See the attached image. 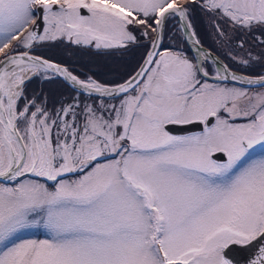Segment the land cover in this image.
I'll use <instances>...</instances> for the list:
<instances>
[{
  "label": "snow or ice",
  "instance_id": "1",
  "mask_svg": "<svg viewBox=\"0 0 264 264\" xmlns=\"http://www.w3.org/2000/svg\"><path fill=\"white\" fill-rule=\"evenodd\" d=\"M201 6L264 31V0ZM188 13V0H0V179L14 182L0 183V264H231L230 246L264 241V93L208 82L264 88V76L227 66L213 76L203 49L196 63L155 51L166 21ZM130 25L144 27L153 51L113 88L14 54L58 35L97 49L136 43ZM49 70L89 95H126L107 118L85 106L82 125L78 105L50 114L25 100L20 108L26 74ZM194 123L202 131L193 135L168 129ZM36 228L49 238L16 239ZM250 264H264V247Z\"/></svg>",
  "mask_w": 264,
  "mask_h": 264
},
{
  "label": "flooded vegetation",
  "instance_id": "2",
  "mask_svg": "<svg viewBox=\"0 0 264 264\" xmlns=\"http://www.w3.org/2000/svg\"><path fill=\"white\" fill-rule=\"evenodd\" d=\"M217 11L219 12V10ZM232 25L233 24L229 22H226L224 25H217L213 23L209 26V30L211 31L212 34H214L213 33V30H214L215 32H220L221 35H225L224 32L229 33L231 32L232 29H235V28L238 30H244V31L247 30V28L242 25L237 24V27L235 28H233ZM251 29L253 30L254 36L256 37H261L263 35L262 33H264V31L261 30L260 26L254 25ZM192 32L196 38L197 34L194 32L193 28H192ZM200 45L203 46L202 44ZM203 47L214 54V52L210 50L209 48H207L206 46H203ZM21 49L22 51H28L29 53L33 54V52H31L33 48L32 49L21 48ZM17 52H20V51L18 50ZM214 55L225 66H227L230 71L235 72V73H240L243 75H249L245 72L250 71L251 69L261 70V65L263 64L261 63V61H258V58H256V56L254 55L252 56L243 55V54L242 55H231L228 53H225L223 55H216V54ZM3 56H0V60L3 59L2 58ZM187 57L190 62L195 63L191 54L190 56H187ZM233 57H235V59H233ZM43 59H46L48 61H51V62H54L56 64L66 67L69 70V72L77 76L78 79H81V78L84 79L85 77H91L97 80L98 82H100V84L103 83V85H114V84L124 81L129 76H131L133 72L137 69V67L139 66L143 58H138V60L135 61L134 66H133V62L135 58H62L63 59L62 61H57L51 58H43ZM240 60H247L248 62L247 64L239 63L238 61ZM207 63L210 66L212 75L214 76L216 71L213 65L210 62H207ZM104 78L111 79V81H107V82L101 81ZM208 82L213 83V84L232 85V84H227V83H216V82H210V81ZM54 84L57 87L58 91L56 94L55 93L53 94V97H50L48 94L44 93L43 88L45 86L54 85ZM244 89H247V88H244ZM248 90H251V89H248ZM25 91H28L27 95L24 94L26 96L27 101L34 100L36 104L37 102L42 101L41 107L47 109V111L50 114L59 112L62 107H66L68 104H73L74 106L78 105V107L80 106V108H83V109L85 108V106H90L93 109H97L98 110L97 113H98L100 106L103 104H106L107 107H105V109L107 111V114L110 115L112 106H115L121 103L122 99L126 95V94H123L117 98H112V99H99V98L85 96V95L72 91L62 81H60L58 78H56L55 76H53L52 74L48 72L47 73L41 72L35 75H33L32 73H29L26 76L25 83L23 85V92ZM66 96H69V98L66 99ZM118 98H122V99L118 101L116 104H114V100ZM19 103H22V105H24L25 99H21ZM236 122L242 123L244 121L238 120ZM80 123L82 125L83 118L82 119L80 118ZM201 131H202V128L201 130L197 132L190 133L187 135H193ZM11 183L12 182L9 181L8 184H11Z\"/></svg>",
  "mask_w": 264,
  "mask_h": 264
},
{
  "label": "trees",
  "instance_id": "3",
  "mask_svg": "<svg viewBox=\"0 0 264 264\" xmlns=\"http://www.w3.org/2000/svg\"><path fill=\"white\" fill-rule=\"evenodd\" d=\"M188 2L189 13L187 21L194 29V32L197 34L196 38L200 44L212 50L216 55H223L225 53L231 55H254L256 56V58H258V61H261V63H263L261 65V70L251 69L250 71H247L245 73L249 74V76H258L264 74V33H262L263 35L261 37H256L254 36L252 29L247 28L246 31L236 29L235 27H237V24L229 20V18H226L225 16L221 15L218 11L212 12L202 7V0H195V2H193V0H188ZM174 20L175 19H172L171 21L173 22V24L176 23V21ZM166 22L168 23L169 20ZM226 22L232 23V26L235 29H232L229 33L224 32L225 35H221L220 32H215L213 28L212 30L214 34H212L209 30V26L213 23L217 25H224ZM167 23H165L166 26L163 31L162 40L166 37L167 31L170 30L167 26ZM130 26L132 30H144V27L142 25ZM177 38L178 41L181 42V44L183 45L184 54L190 56L189 51L185 47L183 41L180 39V36H178V34ZM141 41L146 44L148 42V39L143 38V36H141ZM62 42L63 41L61 39H58L57 42L54 43L42 42L39 44V46H35L36 48H34L33 46L31 52L43 58H57L53 54H57L59 55L58 58H61L62 53H71L72 56H75L77 58H108V56L110 55H112L111 57L124 58V55L127 53V51L133 47L130 43L126 46V48L122 50V52H119L117 48L93 49L88 48L83 44L76 45L70 44L69 42ZM241 43H243V48L240 47ZM105 54L107 55L105 56Z\"/></svg>",
  "mask_w": 264,
  "mask_h": 264
},
{
  "label": "water",
  "instance_id": "4",
  "mask_svg": "<svg viewBox=\"0 0 264 264\" xmlns=\"http://www.w3.org/2000/svg\"><path fill=\"white\" fill-rule=\"evenodd\" d=\"M82 14H87L86 10H82ZM174 18H175V21L177 23V27H178L179 33L181 35V38H182L186 48L188 49V51L192 55V57L194 59V62L196 63L197 60L203 59V56L201 55L200 51H198V49H203V51L205 53L210 54V56L212 58H214V59H209L208 62H210L213 65L215 71H217L218 68L220 70H222V66H225V65L213 53H211L209 50H207L206 48L201 46L199 43L198 44L195 43V41H197V40H196L195 36L193 35V32L190 29V27H188L187 30L185 29V27L183 25L185 23L189 24L188 21L187 20L186 21H181L179 17H174ZM37 23L41 25L37 29L38 34H39L43 24L39 20L37 21ZM35 27H36L35 25H31L30 31H32L33 28H35ZM156 37H157V33H154L152 39L156 40ZM161 41H162V38L159 39V41L157 42L158 46L155 49V51H157V52H158V50L160 48ZM149 51H153L151 43L149 44V47H148V49H147V51H146L141 63L139 64V66L133 72V74L131 76H129L127 79H125L124 81H122L120 83H117V84H114V85H105V86L108 87V88H113L116 85L122 84L125 81L129 80L132 76L136 75V73L140 71L141 65L144 64V61L146 60L147 54H148ZM19 53H21V52H16L14 54L18 55ZM29 54L33 55V56H38V55L31 54V53H29ZM39 57H41V56H39ZM2 58L4 59V56ZM41 58L43 59V57H41ZM3 59H1V60H3ZM49 62L53 63V64H56V63L51 62V61H49ZM57 65H59V64H57ZM59 66L64 67L62 65H59ZM48 73H50L53 76H55L56 78H58L60 81H62L72 91H74L76 93H79V94H82V95H85V96L99 98V99H112V98H117V97L123 95V93H115V94H112V95H99V94L93 93V94L89 95V93L86 90L80 88L77 85H74L71 81L66 80L63 76H60L59 74H55L51 70H49ZM230 73H234L237 76L245 77V78H251V79H259L260 77L264 76V74L258 75V76H249V75H243V74H240V73H235V72H232V71H230ZM208 81L216 82V83L232 84V85H235V86H238V87H241V88H247V89L260 88L258 85L257 86H251V85H248L247 83H245L243 81H234L230 77H229L228 80H217V79H211L210 78ZM201 128L202 127L199 124H196V123L189 124V125H169L168 126V129L174 135H187V134H190V133L197 132V131L201 130ZM0 183H9V181L0 179ZM260 247H264V241L253 242L252 244L246 245V246L232 245L226 251L228 253V259L231 261V264H250V261L252 259H255L256 256L258 255Z\"/></svg>",
  "mask_w": 264,
  "mask_h": 264
},
{
  "label": "rangeland",
  "instance_id": "5",
  "mask_svg": "<svg viewBox=\"0 0 264 264\" xmlns=\"http://www.w3.org/2000/svg\"><path fill=\"white\" fill-rule=\"evenodd\" d=\"M220 12V14L221 15H223L222 14V12L221 11H219ZM86 15V14H85ZM224 16V15H223ZM226 17V16H225ZM226 18H228V17H226ZM172 19H175L174 17H172V18H170L169 19V22L167 23V26H168V28L170 29L169 31H167V33H166V37L161 41V45H160V48H159V50H158V52H160L161 54L163 53V52H165V51H169V52H174V53H178V54H180L182 57H184V58H187L188 59V57H187V55L186 54H184V51H183V45L181 44V42H179L178 41V38H177V34H178V36H180L179 35V32H178V29H177V25H175V24H173V22H171L172 21ZM230 19V18H229ZM175 21V20H174ZM189 23V22H188ZM188 25H190V24H188ZM165 26H166V24H165ZM30 28H31V25L29 26V29H28V31H30ZM190 29L192 30V28H191V26H190ZM175 30H177V31H175ZM129 31H131L136 37H137V42L136 43H131L132 44V48H130L128 51H127V53L124 55V58H135V60H134V62H133V66H134V64H135V61H137L138 60V58H143L144 57V55H145V53H146V51H147V49H148V47H149V44H150V42L148 41L146 44L143 42V41H141V36H142V32L144 31V30H141V29H134V30H132V28H131V26H129ZM44 34V32H43V25H42V28H41V30H40V33H39V35H43ZM27 35V32L26 33H24L22 36H21V39H24V37ZM153 35H154V32L153 33H151V36H152V38H153ZM140 38V39H139ZM144 38V37H143ZM58 39H61L63 42H69L70 44H75V43H73L72 42V40H69L68 39V37L66 36V35H58L57 36V38L56 39H54V40H44V41H40V40H36V41H33V46H34V48H36L35 46H39V44L40 43H42V42H46V43H54V42H57V40ZM75 39V37H73V40ZM180 39H181V37H180ZM62 42V43H63ZM17 42L16 41H13L12 42V44L13 45H15ZM128 44H130V43H125V44H123L122 46L121 45H119V44H114V46L113 47H111V48H117V50H119V52H122V50L124 49V48H126V46L128 45ZM147 45V46H146ZM48 46V45H47ZM74 46V45H73ZM85 46H87L88 48H93V49H97L96 47H95V41H93L92 42V44H90V45H85ZM69 47V46H68ZM21 48H24L22 45H21V47L20 48H18L17 50H16V52L19 50V49H21ZM104 47L102 46L101 48H99V49H103ZM111 48H106V49H111ZM116 50V51H117ZM6 52H8L9 50L8 49H6L5 50ZM118 52V53H119ZM54 53H56V52H54ZM35 55V54H34ZM55 57H57V58H51V59H54V60H57V61H62L63 59L62 58H77V57H75V56H72L71 55V53H62V57L61 58H58V56L59 55H57V54H53ZM107 54H105V56H106ZM0 56H3V54H0ZM112 55H110V56H108V58L109 57H111ZM81 58H84V57H81ZM111 58H119V57H111ZM159 57H156V59H158ZM189 60V59H188ZM29 74V73H28ZM28 74H26V76L28 75ZM89 78H91V77H85L84 79H80V80H84V81H87ZM91 79H93V78H91ZM93 80H95V79H93ZM98 80H100V79H98ZM95 81H97V80H95ZM101 81H105V82H107V81H111V79H107V78H104V79H102ZM98 82V81H97ZM98 83H100V82H98ZM103 84V83H102ZM217 85H219V86H221V87H229V88H232V87H235V88H238V89H244V88H239V87H236V86H233V85H221V84H217ZM44 93H46V94H48L50 97H53V94L55 93H57V91H58V89H57V87L55 86V84L54 85H48V86H45L44 88ZM244 90H246L247 91V93H248V95L249 96H255L256 94H261V93H264V88H255V89H251V90H248V89H244ZM27 93H28V91H25V92H23V97L25 98V100H26V96L24 95V94H26L27 95ZM69 98V96H66V99H68ZM122 98H118V99H116V100H114V104H116L118 101H120ZM18 104H19V107L20 108H22L24 105H22V103H19L18 102ZM120 104L121 103H119V104H117V105H115L117 108L120 106ZM41 105H42V101L41 102H37V106H39V107H41ZM70 105H73V104H68L66 107H68V106H70ZM74 106V105H73ZM103 107V108H102ZM105 107H107L106 106V104H103V105H101L100 106V108H99V112L97 113V115H100V114H103L106 118L109 116L108 114H107V111H106V109H105ZM82 109L83 108H80V106L79 107H77V108H74V110H75V112L80 116V118L82 119L83 117H82V115H81V112H82ZM33 110V109H32ZM47 110V109H46ZM34 111V110H33ZM28 178H32V177H28ZM73 178H75V177H73ZM49 183H51V182H49ZM3 184H5V185H7V186H14V182H12L11 184H8V183H3ZM46 238H49V236H48V233L46 232V231H44L43 229H40V228H36V229H29V230H25V231H22V232H20V233H18L17 234V236H16V239L17 240H42V239H46Z\"/></svg>",
  "mask_w": 264,
  "mask_h": 264
}]
</instances>
